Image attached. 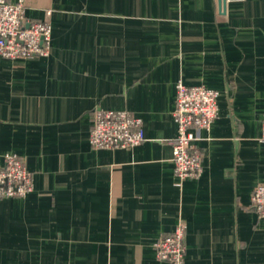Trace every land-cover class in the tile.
<instances>
[{"label":"crops","instance_id":"0c3cea01","mask_svg":"<svg viewBox=\"0 0 264 264\" xmlns=\"http://www.w3.org/2000/svg\"><path fill=\"white\" fill-rule=\"evenodd\" d=\"M14 2L16 0H8ZM51 11L50 51L0 56V163L20 156L24 197H0V264H170L153 244L185 225L184 264H264V0H23ZM218 91L196 141L202 173L177 183L175 85ZM140 118L133 148L89 144L94 109Z\"/></svg>","mask_w":264,"mask_h":264},{"label":"built area","instance_id":"2783aa9c","mask_svg":"<svg viewBox=\"0 0 264 264\" xmlns=\"http://www.w3.org/2000/svg\"><path fill=\"white\" fill-rule=\"evenodd\" d=\"M51 11L41 20L25 17L23 0H0V56L34 58L50 51ZM218 91L203 85H175L173 118L177 134L172 146V160L177 183L197 178L202 173L201 153L197 145L201 130L209 129L217 116ZM145 139L140 118L126 110L94 109L89 144L95 149L133 148ZM259 140L264 143V113ZM33 188L32 174L23 159L6 152L0 163V197H24ZM249 206L264 218V183L257 184ZM185 225L179 223L170 235L153 244L155 256L170 264H184Z\"/></svg>","mask_w":264,"mask_h":264},{"label":"water","instance_id":"95a60500","mask_svg":"<svg viewBox=\"0 0 264 264\" xmlns=\"http://www.w3.org/2000/svg\"><path fill=\"white\" fill-rule=\"evenodd\" d=\"M224 0H218L219 4L221 5Z\"/></svg>","mask_w":264,"mask_h":264}]
</instances>
